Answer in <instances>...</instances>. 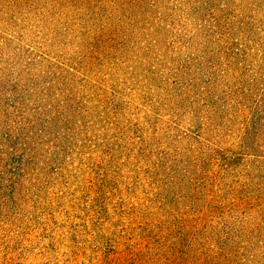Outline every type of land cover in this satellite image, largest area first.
I'll return each mask as SVG.
<instances>
[{
	"label": "rangeland",
	"instance_id": "obj_1",
	"mask_svg": "<svg viewBox=\"0 0 264 264\" xmlns=\"http://www.w3.org/2000/svg\"><path fill=\"white\" fill-rule=\"evenodd\" d=\"M0 264H264V0H0Z\"/></svg>",
	"mask_w": 264,
	"mask_h": 264
}]
</instances>
